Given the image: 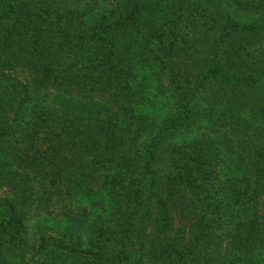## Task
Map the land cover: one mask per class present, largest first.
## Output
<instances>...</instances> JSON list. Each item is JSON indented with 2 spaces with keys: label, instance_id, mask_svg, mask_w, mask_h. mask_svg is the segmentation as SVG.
Returning <instances> with one entry per match:
<instances>
[{
  "label": "trees",
  "instance_id": "trees-1",
  "mask_svg": "<svg viewBox=\"0 0 264 264\" xmlns=\"http://www.w3.org/2000/svg\"><path fill=\"white\" fill-rule=\"evenodd\" d=\"M100 2L0 0V254L37 194L20 264H264V0Z\"/></svg>",
  "mask_w": 264,
  "mask_h": 264
},
{
  "label": "rangeland",
  "instance_id": "rangeland-1",
  "mask_svg": "<svg viewBox=\"0 0 264 264\" xmlns=\"http://www.w3.org/2000/svg\"><path fill=\"white\" fill-rule=\"evenodd\" d=\"M101 5L105 6L109 4V0H101ZM246 14H243V17ZM249 15H247L248 17ZM16 75L20 77H24L25 73H19L14 71ZM11 90V88L9 87ZM9 90V91H10ZM214 94V91L212 92ZM157 100V108H154L155 112H158L159 114L164 113L163 111L166 110V95H157L156 96ZM55 105V102H53ZM13 108V105L10 107V112ZM214 130H212L208 125L207 121L199 119L196 121L190 128L189 131L185 132L184 135L181 137H175L173 136V140H196L200 137L206 138L207 136H214L211 140V146L215 147L216 145V140H217V135H222V134H217L213 133ZM225 138L224 136H222ZM226 143V142H225ZM16 141H12L7 147H11L16 145ZM2 152V149H0V154ZM37 194L33 196L31 200L28 201H21L19 204L21 215L23 218V227L22 230L24 231V234L26 236V242L27 246L24 247L23 245L20 246H15V248H19L18 250H8L6 245L8 244V239L4 241L3 245V253L0 254V260L3 261V264H20L21 261L26 259V257L30 254V252H33V246L37 244L39 245V239L42 235L44 234H53L60 236L65 233V228L67 226V220L63 216L56 215V210L55 208V213L51 214L49 213L48 209H46L38 199H35ZM99 196V194H97ZM94 198H90L86 196L85 194H78L76 196L75 202L76 205L78 204H91L94 202ZM262 209L264 210V201L262 202ZM95 214H98L100 210L96 207L94 209ZM5 217V213L0 211V219ZM21 229V228H20ZM6 238L8 237L7 235L5 236ZM5 240V239H3ZM1 250V248H0ZM23 250V251H21ZM45 254V258L42 260H45L47 262H51L52 259H56L53 254V250L49 248ZM20 261V262H19ZM148 261V260H147ZM55 264H69L68 261L63 260V259H58ZM146 264H150V262H146Z\"/></svg>",
  "mask_w": 264,
  "mask_h": 264
}]
</instances>
